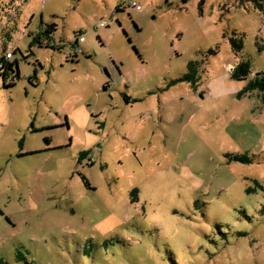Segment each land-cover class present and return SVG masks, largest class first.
Here are the masks:
<instances>
[{
    "label": "rangeland",
    "instance_id": "obj_1",
    "mask_svg": "<svg viewBox=\"0 0 264 264\" xmlns=\"http://www.w3.org/2000/svg\"><path fill=\"white\" fill-rule=\"evenodd\" d=\"M9 53L0 264H264V93L230 72H264V7L0 0Z\"/></svg>",
    "mask_w": 264,
    "mask_h": 264
},
{
    "label": "trees",
    "instance_id": "obj_2",
    "mask_svg": "<svg viewBox=\"0 0 264 264\" xmlns=\"http://www.w3.org/2000/svg\"><path fill=\"white\" fill-rule=\"evenodd\" d=\"M241 4L244 5L247 2H255L258 6L264 7L263 2L264 0H240ZM56 30V29H55ZM82 32H80L77 35V38L81 35ZM231 45L232 50L234 53L239 54L244 50L245 42H244V36L237 34L236 32L233 33V37L231 38ZM50 47V45H48ZM218 51L211 50L210 54H217ZM13 56V55H12ZM12 58H2L0 60V68L7 69V71H11L16 74L17 77L20 76L19 70H18V62H12ZM198 65L199 62L192 61L189 64V73L185 75L183 78L174 81L173 84L177 85L182 82H189L192 83V85H197L199 83V75H198ZM252 75V67L250 61H242L238 65L234 67L233 72L231 73V77L234 80L238 81H245L249 80L248 85L241 90L238 93L239 98H243L252 92L260 91L264 93V72H261L257 74L256 77L251 78ZM236 161L239 162H252L253 159L249 157L247 154H237L230 157ZM248 192H251L248 190Z\"/></svg>",
    "mask_w": 264,
    "mask_h": 264
},
{
    "label": "built area",
    "instance_id": "obj_3",
    "mask_svg": "<svg viewBox=\"0 0 264 264\" xmlns=\"http://www.w3.org/2000/svg\"><path fill=\"white\" fill-rule=\"evenodd\" d=\"M131 6H132V7H135L137 10H141V6H140L139 4H137V3H135V2H133V3L131 4ZM101 25H102V26H105L106 23L102 22ZM85 42H86V34L82 32L81 35L77 38V44H78V45L75 46V49H76V51H77L78 53H81V52H82L81 44H83V43H85ZM7 57H8V58H12L13 56H12L11 53H9V54L7 55ZM233 70H234V68L230 69V72L232 73Z\"/></svg>",
    "mask_w": 264,
    "mask_h": 264
},
{
    "label": "water",
    "instance_id": "obj_4",
    "mask_svg": "<svg viewBox=\"0 0 264 264\" xmlns=\"http://www.w3.org/2000/svg\"><path fill=\"white\" fill-rule=\"evenodd\" d=\"M76 45H78L77 42H76Z\"/></svg>",
    "mask_w": 264,
    "mask_h": 264
}]
</instances>
